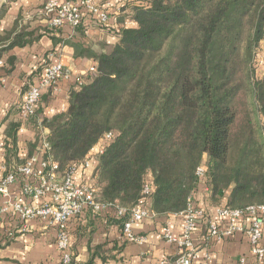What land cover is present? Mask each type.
<instances>
[{
	"label": "trees",
	"instance_id": "trees-1",
	"mask_svg": "<svg viewBox=\"0 0 264 264\" xmlns=\"http://www.w3.org/2000/svg\"><path fill=\"white\" fill-rule=\"evenodd\" d=\"M144 1L147 5L122 7L116 26L111 17L101 24L118 41L102 43L100 52L83 41L90 21L75 28L76 41L58 36L63 28L28 31L22 17L7 32L1 21L12 0L1 7L0 62L4 53L48 36L55 46L71 45L77 57L92 58L96 68L72 89L64 112L41 116L54 86L26 122L22 102L4 142L7 155L17 156L20 129L38 127L41 120L59 173L77 167L75 180L93 186L98 203L127 211L120 218L114 209L89 211L112 217L123 237L134 208L184 216L190 208H202L195 206V197L203 186L214 209L264 206V75L257 65L264 49V0ZM127 21L135 25L127 26ZM15 61L11 56L0 65V85L14 71ZM50 64L28 76L24 100L32 78ZM108 134L110 143L93 160V150L101 149ZM40 142L38 131L27 160ZM92 160L85 169L84 163ZM91 169L90 179L78 178ZM147 185L149 195L144 193ZM103 248L96 247L84 264H95L96 256L103 262L116 258ZM113 249L122 250L118 243ZM69 264H78L75 255Z\"/></svg>",
	"mask_w": 264,
	"mask_h": 264
},
{
	"label": "crops",
	"instance_id": "crops-1",
	"mask_svg": "<svg viewBox=\"0 0 264 264\" xmlns=\"http://www.w3.org/2000/svg\"><path fill=\"white\" fill-rule=\"evenodd\" d=\"M48 1L12 0L1 21V30L10 31L19 17H22L21 22L27 26L28 31L49 29L51 26L42 12ZM93 1L102 9L109 10L112 27L116 26L117 17L121 14L122 7L130 9L136 5H147L144 0ZM125 24L127 26L135 25L131 21H127ZM58 36L65 41H76L79 38L75 29L68 26L61 29ZM83 41L86 46L100 52L102 43L113 45L118 39L114 31L102 29L93 23L89 26L87 36L83 38ZM11 56L16 59L15 69L10 76L3 79V84L0 85V139L4 142H7L8 139L7 132L11 120L17 116L16 109L24 100L22 89L27 83L28 76L48 63H62L69 70V76L59 83L50 104L43 105L44 113L41 116L53 117L67 110L72 89L95 66V61L92 58L77 57L75 49L71 45L58 44L55 46L48 36L33 45L16 47L4 53L0 63L8 61ZM42 73L32 78L33 84L38 83ZM38 131L40 136L49 134V130L41 125V120L38 127L25 126L24 131L18 133L17 156L7 155L6 149L0 151V180L9 173L8 166L13 171L21 167L22 163L27 160L30 153L29 145L35 141ZM38 146L33 155L37 153ZM99 151V148L93 150V160ZM93 160L90 161L91 165ZM92 174L93 169L88 171L86 176L79 172L78 178L80 180L90 179ZM23 184L24 180L19 177L17 184L11 187L12 194L19 195ZM207 198L208 194L203 186L195 197V206L208 210V220H200L193 235V241L198 250L195 264L204 262H208V264H238L241 257L250 256L251 243L246 231L252 227L255 218L245 217L241 221L240 229L229 239H210L208 235L209 221H214L221 227H226L229 221L218 216L217 209L209 206ZM8 200L9 198L0 197V209ZM151 205L152 199H149L148 208H151ZM111 218L95 217L88 211L71 222L70 240L78 264L88 263L94 249L100 246H103L104 250H109L116 258L103 262L99 256H96L95 264H160L165 259L177 257L178 246L165 239V232L169 230L174 237H180L185 225L183 215L153 214L143 222L135 223L132 228L133 233L144 237L143 243L127 241L119 226ZM28 225V230L23 231L22 221L15 214L4 215L0 220V264H61L57 227L41 220L30 221ZM116 243L119 248H122L121 251L113 249ZM262 243L264 245V238Z\"/></svg>",
	"mask_w": 264,
	"mask_h": 264
},
{
	"label": "built area",
	"instance_id": "built-area-1",
	"mask_svg": "<svg viewBox=\"0 0 264 264\" xmlns=\"http://www.w3.org/2000/svg\"><path fill=\"white\" fill-rule=\"evenodd\" d=\"M43 15L51 27L75 29L84 22L90 21L98 26L107 24L110 20L108 9L97 6L93 0H49L43 7ZM2 64V63H0ZM257 65L264 75V49L258 54ZM93 66L90 71L95 72ZM69 70L62 63L50 64L40 75L38 83L28 91L21 105V116L26 122L38 108L44 92L52 86L55 90L59 83L69 76ZM24 131V127L20 132ZM112 135H106L102 141V149L110 143ZM4 141L0 139V151H4ZM90 161L84 163V168H90ZM77 167L70 173L61 175L59 165L50 156V145L46 135L41 136V142L37 153L33 155L21 167L13 170L0 180V197L9 198L0 209V220L4 215L15 214L22 221L23 231L29 228L28 223L33 220H41L56 226L58 230V247L61 253V262L69 264L74 257L70 240V224L77 217L88 211L95 213L106 212L114 209L117 216L123 217L125 209L117 208L110 204L97 202V192L89 184L78 183L75 180ZM202 175L203 170L199 169ZM24 180L22 191L19 195H13L11 187L18 182V178ZM152 191L150 185L144 189L149 195ZM220 218L228 219L226 227H221L216 222L209 224V238L216 240L229 239L240 229L241 221L245 217H254V223L246 234L251 243L250 256H243L238 264H264V206H253L246 210H229L218 208ZM153 215L146 207H136L131 211V220L124 226V237L127 241L143 243L145 238L133 233V225L143 222ZM185 225L183 234L174 237L169 230L165 232V239L178 246V255L174 260H163L160 264H195L197 260V248L193 241V235L202 219L207 220L208 210L205 208H190L184 213ZM203 264H208L204 262Z\"/></svg>",
	"mask_w": 264,
	"mask_h": 264
},
{
	"label": "rangeland",
	"instance_id": "rangeland-1",
	"mask_svg": "<svg viewBox=\"0 0 264 264\" xmlns=\"http://www.w3.org/2000/svg\"><path fill=\"white\" fill-rule=\"evenodd\" d=\"M5 1L9 2V0H0V9L5 4ZM3 4V5H2Z\"/></svg>",
	"mask_w": 264,
	"mask_h": 264
}]
</instances>
